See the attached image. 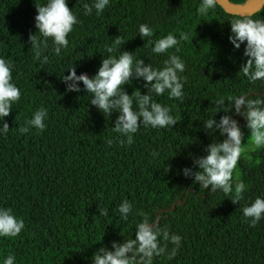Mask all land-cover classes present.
I'll return each mask as SVG.
<instances>
[{
    "label": "trees",
    "instance_id": "obj_1",
    "mask_svg": "<svg viewBox=\"0 0 264 264\" xmlns=\"http://www.w3.org/2000/svg\"><path fill=\"white\" fill-rule=\"evenodd\" d=\"M227 1L244 5L250 0ZM35 2L47 0H0V57L14 65L13 82L22 92L11 114L0 121V128L3 122L10 127L6 136L0 133V208H12L25 222L19 236L0 237V264L9 254H15V264H92L101 246L111 249L112 241L135 238L144 215L182 237L173 259L164 254L154 257L153 264H264V219L250 227L242 214L257 196L264 198V148L246 149L233 173V191L238 182L246 185L240 204L221 190L199 189L194 177L182 173L193 167L194 157L207 154L205 146L214 138L224 139L218 131L210 136L203 129V121L217 110L218 97L264 95V81L250 83L239 72L247 60L246 42L237 50L228 39L230 21L241 16L220 5L200 16L202 0H110L99 17L95 9L85 16L83 4L94 0H66L82 23L69 34V48L61 56L51 51L49 40V62L41 64L28 39L37 31ZM249 16L264 19V2ZM141 23L153 29L154 40L170 32L177 37L188 32L189 39L180 42L179 52L173 48L157 55L145 44L147 38L139 36ZM118 35L126 41L121 51L133 52L155 68H163L170 54L186 64L181 73L183 103L168 99L167 92L154 95L172 107L180 122L168 129L141 125L131 146H120L113 131L119 113L106 118L90 104L91 94L82 82L79 92H66L60 79L73 63L77 75L94 76L103 57L119 56V51L109 54L105 48ZM125 89L129 94L147 93L142 78ZM40 107L48 109L46 129L20 134L19 128ZM225 114L219 111L215 118ZM233 118L245 139L250 133L246 120L234 112ZM108 139L113 140L111 147ZM125 199L133 204L127 221L117 210ZM98 207L108 215L100 216ZM173 247L168 244L169 251Z\"/></svg>",
    "mask_w": 264,
    "mask_h": 264
},
{
    "label": "clouds",
    "instance_id": "obj_2",
    "mask_svg": "<svg viewBox=\"0 0 264 264\" xmlns=\"http://www.w3.org/2000/svg\"><path fill=\"white\" fill-rule=\"evenodd\" d=\"M110 0H94L90 4H83V14L91 16L93 9L99 17ZM222 4L221 0H202L197 12L200 16H207L210 10ZM37 15L35 16V33H29V41L34 53V59L41 64L49 62L48 55L51 40V51L57 56L62 55V50L69 48L68 36L74 31L76 25L82 23L78 16L68 6L66 0H47L45 4L35 2ZM231 35L228 37L235 49H240L246 42L243 55L247 57L245 63L240 66V71L247 77L250 83L264 81V19H253L249 15L230 21ZM139 36L145 44L152 45L151 51L157 55L168 54L175 48L180 51V42L188 41L189 33L181 32L179 37L171 32L167 35L153 39V29L141 23L138 28ZM39 33V35H36ZM111 45H105L106 51L111 54L119 51V56L109 55L102 58V63L94 76L87 73L77 75L73 63L68 75H62L60 79L66 84V92H79L80 83H83L84 91L90 95V104L95 106L106 118H110L115 111L119 113L113 131L119 134L120 146H131L135 143L134 134L143 125L145 128L168 129L177 125L180 120L174 117L172 107L161 104L154 99L155 96H163L166 92L168 99L185 101L184 78L181 76L186 69L185 62L180 56L170 54L164 62L163 68H155L151 63H145L144 59H136L133 52L121 51L126 43L120 35L115 36ZM144 44V45H145ZM14 65L11 61L0 57V121H4L13 109V105L19 103L22 92L13 82ZM143 79L147 93L141 91L129 94L125 85L133 80ZM227 101V103H225ZM135 104V107H134ZM227 105V107H226ZM216 111L203 121V129L208 135L214 136L218 131L223 136L222 141L215 138L205 146L206 155L194 157L193 167H185L182 170L185 178L194 177L193 182L199 184V189L204 191L210 187L211 193L221 190L226 197H231L236 204L244 200L246 185L241 181L235 184L233 191V173L241 159L244 147V132L239 121L233 118L243 117L246 127L250 131L248 138L252 141L253 149L264 148V95L248 93L239 96H229L227 99L218 97L215 100ZM223 111L225 115L215 118V113ZM48 118V109L40 107L32 118L26 119L24 125L19 128L20 134H28L34 128L37 134L46 129L45 121ZM0 133L5 136L9 132V124L2 123ZM107 144L112 146L113 140L108 139ZM153 156L156 153L152 154ZM260 163L259 160L256 161ZM198 166V170H194ZM170 165L168 170H170ZM120 219L127 221L133 214V204L127 199L118 206ZM100 216H107L105 208L98 207ZM243 219L250 227H256L264 219V198L257 196L250 205L242 208ZM25 228V222L18 218L12 208H0V237L15 238ZM122 235V233L120 232ZM123 236V235H122ZM182 237L171 234L166 228H161L158 220H151L147 215L136 225L135 238L125 239L122 242L112 241L111 249L101 246L92 256V264H153V258L167 254L168 259H173L181 247ZM174 247L168 250V244ZM15 254H9L4 259V264H15Z\"/></svg>",
    "mask_w": 264,
    "mask_h": 264
},
{
    "label": "water",
    "instance_id": "obj_3",
    "mask_svg": "<svg viewBox=\"0 0 264 264\" xmlns=\"http://www.w3.org/2000/svg\"><path fill=\"white\" fill-rule=\"evenodd\" d=\"M221 2L222 4H220V6L223 8L224 11L231 14L243 16L251 15L257 12L261 8L264 0H250L244 5H233L227 0H221Z\"/></svg>",
    "mask_w": 264,
    "mask_h": 264
},
{
    "label": "rangeland",
    "instance_id": "obj_4",
    "mask_svg": "<svg viewBox=\"0 0 264 264\" xmlns=\"http://www.w3.org/2000/svg\"><path fill=\"white\" fill-rule=\"evenodd\" d=\"M250 136V133L246 136V138L242 141V143H244V147L245 149H250L252 148V141L250 138H248Z\"/></svg>",
    "mask_w": 264,
    "mask_h": 264
}]
</instances>
